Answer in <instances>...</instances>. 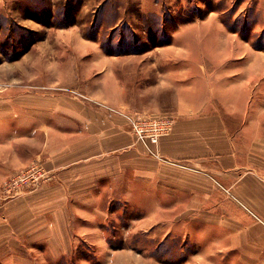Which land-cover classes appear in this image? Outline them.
I'll use <instances>...</instances> for the list:
<instances>
[{"label": "crops", "instance_id": "1", "mask_svg": "<svg viewBox=\"0 0 264 264\" xmlns=\"http://www.w3.org/2000/svg\"><path fill=\"white\" fill-rule=\"evenodd\" d=\"M249 66L251 78L257 70L262 79L230 83L219 100L184 86L172 130L153 148L157 156L124 118L102 117L91 103L25 96L8 102L7 112L0 108V120L13 121L25 146L0 164V182L33 162L47 175L34 191L0 202V259L13 261L14 248L68 251L81 238L104 247V232L97 229L95 240L87 224L105 216L101 201L119 199L134 201L154 238H195L198 254L187 263L264 264V103L255 99L264 65Z\"/></svg>", "mask_w": 264, "mask_h": 264}, {"label": "rangeland", "instance_id": "2", "mask_svg": "<svg viewBox=\"0 0 264 264\" xmlns=\"http://www.w3.org/2000/svg\"><path fill=\"white\" fill-rule=\"evenodd\" d=\"M260 55L264 0H0L4 112L16 98L64 96L93 104L109 120L124 118L133 135L128 116H170L184 86L219 100L218 91L230 83L257 84L263 73L254 70L252 79L245 66L254 60L263 66ZM261 85L255 99L264 103ZM12 122L0 120L4 166L12 162V150L21 155L25 147ZM43 182L22 187L16 197L2 194L0 202L19 199ZM102 203L105 216L87 226L95 227V240L102 236L104 247L81 238L68 251L14 248V260L0 264H190L198 254L189 235L154 238L133 200ZM97 229L104 234L97 236Z\"/></svg>", "mask_w": 264, "mask_h": 264}, {"label": "built area", "instance_id": "3", "mask_svg": "<svg viewBox=\"0 0 264 264\" xmlns=\"http://www.w3.org/2000/svg\"><path fill=\"white\" fill-rule=\"evenodd\" d=\"M127 120L131 125L132 133L137 142L142 143L153 155L157 153L153 150L158 145L161 137L169 134L173 127V118L170 116L136 117L128 116ZM47 175L39 162H33L26 168L20 170L10 178L6 179L1 187L2 194L9 197H16L21 193L24 186H36L46 179Z\"/></svg>", "mask_w": 264, "mask_h": 264}]
</instances>
